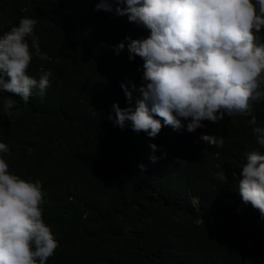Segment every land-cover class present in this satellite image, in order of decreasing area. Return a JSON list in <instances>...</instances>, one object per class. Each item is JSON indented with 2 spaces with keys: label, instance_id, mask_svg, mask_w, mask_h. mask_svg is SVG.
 Instances as JSON below:
<instances>
[{
  "label": "trees",
  "instance_id": "1",
  "mask_svg": "<svg viewBox=\"0 0 264 264\" xmlns=\"http://www.w3.org/2000/svg\"><path fill=\"white\" fill-rule=\"evenodd\" d=\"M97 2L0 0V35L23 17L38 21L34 36L48 59L34 55L27 74L53 73L46 94L27 104L0 91V142L10 150L0 155L11 174L40 181L47 194L43 219L59 243L47 264H264V217L238 191L247 154H264L252 131L264 127V100L194 133L188 121L155 138L135 133L131 122L114 126L113 105L130 106L121 85L140 87L144 63L129 60L127 42L119 55L114 47L150 33L127 16L94 11ZM133 96L134 107L140 94ZM202 134L223 137L224 146L204 143ZM209 212L216 221L206 225Z\"/></svg>",
  "mask_w": 264,
  "mask_h": 264
},
{
  "label": "clouds",
  "instance_id": "2",
  "mask_svg": "<svg viewBox=\"0 0 264 264\" xmlns=\"http://www.w3.org/2000/svg\"><path fill=\"white\" fill-rule=\"evenodd\" d=\"M94 11L127 16L129 23L150 33L142 40L126 37L114 47L119 55L127 42L129 60L144 61L141 86L121 85L130 106L121 109L114 104L115 116L107 117L121 130L131 122L132 131L155 138L163 127L180 131L188 121L186 131L194 133L204 121L219 123L225 114H250L252 102L264 100V0H98ZM37 23L23 17L18 26L0 35V91L25 104L34 93L43 97L53 76L44 69L39 79L27 74L34 55L48 59L34 36ZM134 92L140 96L133 107ZM14 104L12 98L4 101L9 117ZM250 123H257L255 116ZM252 131L264 147V127ZM200 140L224 146L223 137L202 134ZM149 147L153 153L157 150L155 144ZM9 151L0 142V153ZM149 159L155 163L158 158ZM139 168L146 171L143 164ZM239 176L243 204L264 217V154L248 153ZM46 195L40 181L11 174L0 155V264H47L54 255L59 243L43 219ZM216 216L209 212L203 220L210 225Z\"/></svg>",
  "mask_w": 264,
  "mask_h": 264
}]
</instances>
